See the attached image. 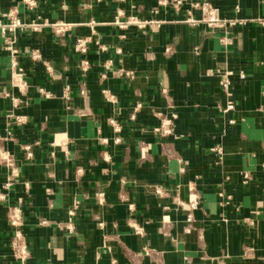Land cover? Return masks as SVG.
I'll use <instances>...</instances> for the list:
<instances>
[{
    "label": "crops",
    "instance_id": "0c3cea01",
    "mask_svg": "<svg viewBox=\"0 0 264 264\" xmlns=\"http://www.w3.org/2000/svg\"><path fill=\"white\" fill-rule=\"evenodd\" d=\"M205 3L225 25L200 21ZM13 17L0 150L18 175L0 201V264L21 263L15 206L25 264H264V0H0V27ZM130 17L153 22L119 24ZM157 112L177 114L168 137ZM8 175L0 162V185Z\"/></svg>",
    "mask_w": 264,
    "mask_h": 264
},
{
    "label": "built area",
    "instance_id": "2783aa9c",
    "mask_svg": "<svg viewBox=\"0 0 264 264\" xmlns=\"http://www.w3.org/2000/svg\"><path fill=\"white\" fill-rule=\"evenodd\" d=\"M200 21L206 23L208 26L211 27H221L225 25V21L220 19L217 14V9L210 6L209 4L205 3L201 7V19ZM118 23V21H116ZM153 21L149 20H140L136 17H130L125 22H119L122 26H128V25H136L138 27H144L146 24H150ZM189 22H196V20L189 18ZM24 24L18 17H13L11 21L8 24L1 25L0 30L2 33H6L7 31H13L16 27L23 26ZM31 26L35 29L38 28V23H31ZM53 26L57 29V31H60L65 25L64 24H57L55 23ZM87 38L86 37H78L75 42V49L81 53H86L87 51ZM12 54L14 55L17 50L15 48H12ZM82 68L83 70H87L89 63L86 59L82 60ZM12 67L17 66V61L15 58H12L11 62ZM232 74V71L226 70L224 72V75L221 80V87L223 94L226 98L225 105L221 108V111L223 113H227L229 111H232L234 109V101L232 99V93H231V79L230 76ZM239 79L243 81L245 79V74L240 71L239 72ZM68 87H65V90H67ZM106 96L111 98V95L109 93H106ZM157 117L159 118V123L153 128V131L157 134H159L161 137H168L174 132L175 128V121L177 119V114L175 112L170 113L169 115H164L161 112L156 113ZM21 120V119H19ZM110 122L112 125L116 126V129H119V127L116 125V122L114 119H110ZM228 122L230 124H234V119H229ZM26 149V156L27 158L32 157L33 152L30 145L25 146ZM212 150L217 151L218 153L221 152V148L215 147ZM0 162L3 163L5 166L9 168V175L6 177L5 181H3L0 185V201L4 200L6 198V191L8 190L9 186L12 184V180L14 177L18 175V167L16 162L14 161V158L12 155L4 150H0ZM181 171H183V168H181ZM245 181L249 179V175L247 173L244 174ZM100 196L103 195V193H99ZM197 204V201L193 195H191L189 199V206L195 207ZM78 203L75 202L73 207L68 211L69 215H73L74 208L77 207ZM9 224L12 228V237L10 239V247L13 253V256L15 259H18L21 263L25 264V260L28 257V249H27V242L26 239L22 233V213L21 209L18 206L12 207L9 213L7 214ZM191 219L190 216L188 218ZM68 228L71 232H73L72 226L69 223Z\"/></svg>",
    "mask_w": 264,
    "mask_h": 264
}]
</instances>
